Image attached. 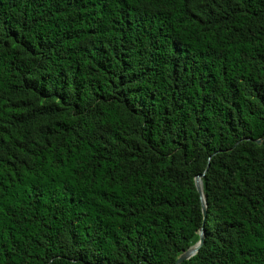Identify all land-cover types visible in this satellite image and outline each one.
<instances>
[{
    "label": "trees",
    "instance_id": "16d2710c",
    "mask_svg": "<svg viewBox=\"0 0 264 264\" xmlns=\"http://www.w3.org/2000/svg\"><path fill=\"white\" fill-rule=\"evenodd\" d=\"M200 174L181 264H264V0H0V264H174Z\"/></svg>",
    "mask_w": 264,
    "mask_h": 264
},
{
    "label": "water",
    "instance_id": "95a60500",
    "mask_svg": "<svg viewBox=\"0 0 264 264\" xmlns=\"http://www.w3.org/2000/svg\"><path fill=\"white\" fill-rule=\"evenodd\" d=\"M261 141H262L261 139H258V142ZM208 168H209V163L205 171H207ZM203 175L204 174H200L195 177V185L200 195L201 208L203 213V225L199 229V235H200L199 240L195 244L190 246L187 250L182 252L174 264H181L184 260L190 259L192 256H194L199 251L200 247L203 245L205 239L204 223L207 217L208 203H207L206 195L203 190V182H202Z\"/></svg>",
    "mask_w": 264,
    "mask_h": 264
},
{
    "label": "clouds",
    "instance_id": "9594fccd",
    "mask_svg": "<svg viewBox=\"0 0 264 264\" xmlns=\"http://www.w3.org/2000/svg\"><path fill=\"white\" fill-rule=\"evenodd\" d=\"M133 2H138V0H133ZM144 2H145V3H148V2H150V0H144ZM181 3H182V0H181ZM222 171H223V170H222ZM226 174H227V173L225 172V175H226ZM236 182L238 183V182H239V179H237ZM191 203H192L193 205H195V196H194V195H193V197H192V199H191ZM192 214H193L194 216H198V215H199L198 211H196L195 209H193ZM217 243H219V242L217 241ZM211 251H213V248H212V247H209V252H211ZM205 255L207 256L208 253H205ZM208 264H212L211 259H209Z\"/></svg>",
    "mask_w": 264,
    "mask_h": 264
}]
</instances>
